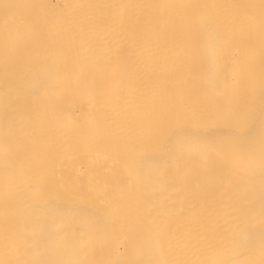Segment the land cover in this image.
I'll return each mask as SVG.
<instances>
[{"label":"bare ground","instance_id":"bare-ground-1","mask_svg":"<svg viewBox=\"0 0 264 264\" xmlns=\"http://www.w3.org/2000/svg\"><path fill=\"white\" fill-rule=\"evenodd\" d=\"M0 264H264V0H0Z\"/></svg>","mask_w":264,"mask_h":264}]
</instances>
